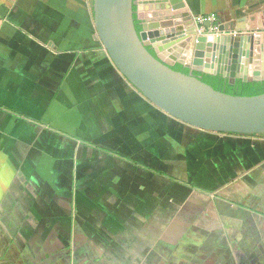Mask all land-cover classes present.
<instances>
[{
    "label": "crops",
    "instance_id": "obj_1",
    "mask_svg": "<svg viewBox=\"0 0 264 264\" xmlns=\"http://www.w3.org/2000/svg\"><path fill=\"white\" fill-rule=\"evenodd\" d=\"M182 1L146 24L188 12L204 65L264 35V0ZM209 14L217 32L196 21ZM0 264H264V136L157 109L103 48L93 0H0Z\"/></svg>",
    "mask_w": 264,
    "mask_h": 264
},
{
    "label": "water",
    "instance_id": "obj_2",
    "mask_svg": "<svg viewBox=\"0 0 264 264\" xmlns=\"http://www.w3.org/2000/svg\"><path fill=\"white\" fill-rule=\"evenodd\" d=\"M146 2L148 0H93L99 41L125 79L157 109L194 129L213 134L264 136V94L230 95L214 89L192 73L221 74L231 85L237 79L264 81V54L260 47L264 35L233 36L226 45L228 51L226 46L224 49L218 44L223 41L218 38L219 50L212 55V65H204L196 56L200 59L205 56L200 46L205 41L198 36L199 27L188 12L179 15L182 25L176 28L151 29L146 24L164 19L172 10H184L183 1H150L149 9L153 13L148 18L141 10ZM136 21L142 23L140 32ZM252 45L249 53L240 49ZM176 63L190 72L174 70L171 66Z\"/></svg>",
    "mask_w": 264,
    "mask_h": 264
},
{
    "label": "trees",
    "instance_id": "obj_3",
    "mask_svg": "<svg viewBox=\"0 0 264 264\" xmlns=\"http://www.w3.org/2000/svg\"><path fill=\"white\" fill-rule=\"evenodd\" d=\"M134 9H136V7H134ZM136 28L138 32L142 30V23L140 21H136ZM147 48L154 56L158 57L150 46H147ZM171 67L174 70L181 71L186 74L190 72L189 69H185L177 63ZM192 73L194 76L211 85L214 89L230 95L255 96L264 94V81L257 82L250 79L248 82H243L242 79H237L236 83L231 85L229 84L228 79L224 78L221 74L210 75L199 71H192Z\"/></svg>",
    "mask_w": 264,
    "mask_h": 264
},
{
    "label": "built area",
    "instance_id": "obj_4",
    "mask_svg": "<svg viewBox=\"0 0 264 264\" xmlns=\"http://www.w3.org/2000/svg\"><path fill=\"white\" fill-rule=\"evenodd\" d=\"M197 23H199L200 25H205V24H209V28L205 29V27L201 30L202 32L204 31H209V32H217L219 30V26H218V17L216 14H209V15H205V16H200L197 18Z\"/></svg>",
    "mask_w": 264,
    "mask_h": 264
},
{
    "label": "rangeland",
    "instance_id": "obj_5",
    "mask_svg": "<svg viewBox=\"0 0 264 264\" xmlns=\"http://www.w3.org/2000/svg\"><path fill=\"white\" fill-rule=\"evenodd\" d=\"M230 135V134H228ZM241 137H245V138H249V137H252V136H241ZM175 138V137H174ZM174 138H171V140H164L163 139V142L162 144L164 145H168L170 143L173 144V147H172V156H174L173 158H178L180 159L179 157L181 156V153H182V149H185V145H184V141L180 138L176 140H174ZM183 144V145H182ZM181 150V151H180ZM184 153V152H183ZM182 153V154H183ZM165 155H168V153H165Z\"/></svg>",
    "mask_w": 264,
    "mask_h": 264
},
{
    "label": "flooded vegetation",
    "instance_id": "obj_6",
    "mask_svg": "<svg viewBox=\"0 0 264 264\" xmlns=\"http://www.w3.org/2000/svg\"><path fill=\"white\" fill-rule=\"evenodd\" d=\"M186 69V68H185ZM239 73H242V71H240ZM256 137V136H255Z\"/></svg>",
    "mask_w": 264,
    "mask_h": 264
}]
</instances>
